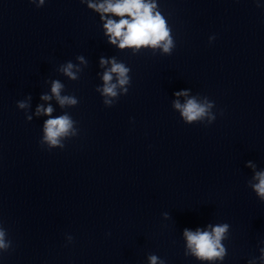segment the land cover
<instances>
[{"label": "clouds", "instance_id": "obj_1", "mask_svg": "<svg viewBox=\"0 0 264 264\" xmlns=\"http://www.w3.org/2000/svg\"><path fill=\"white\" fill-rule=\"evenodd\" d=\"M36 7H41L45 4V0H30ZM83 2V0H82ZM88 7L94 9L100 13V18L105 20L104 28L106 30L105 35L109 37L108 42L113 45H117L120 49L141 47L157 48L162 46L164 53H170L173 47V41L170 36L169 28L166 24L165 18L159 11H154L156 4L151 0H102V2L93 3L91 0L88 2ZM107 14H111L116 17H120L118 21L108 18ZM128 17V18H124ZM118 42V43H117ZM81 62H84L83 56H78ZM111 64V67L107 69L103 74L104 85L102 89H97L105 97L103 104L105 106H113V97H117V88L123 89L124 92H128L125 85L129 84L130 77L128 76L129 69L122 63H117L115 58L106 60L101 58L100 64ZM74 65L71 62L61 66L60 71L64 75L72 80L77 79L76 72L73 71ZM115 74L116 83H113V75ZM64 85L58 80L52 81L51 84V96L44 94L41 96L42 100H50L54 96L61 107L65 105H75L77 100L73 96H61V91ZM175 96H188L187 90H182L174 93ZM30 99V97H29ZM174 108L179 110L184 122L191 124L194 121L202 120L208 117V125L215 119V115L210 114L212 107L211 103H198L195 98H189L185 104H181L179 100L173 102ZM17 106L20 109L28 107L26 101H18ZM54 111L51 105L45 107L44 105H38L35 115L41 114L47 115L50 118L44 123V136L43 142L47 143L48 150L54 148H64V144L61 142L62 137L69 135H75L76 130L73 129L74 121L67 114L52 117L51 114ZM26 119L30 121L31 116H27ZM247 166L255 169V165L248 161ZM253 180L256 183H250V187L255 194L264 201V170L255 171ZM167 216V213L164 214ZM229 224L222 223L217 225H208V229L202 230L197 228L195 231L184 229L183 235L187 242L188 252L195 256L200 261H214L216 259H223L226 254L225 246L221 243L226 239V233L229 230ZM71 241L73 238L68 237ZM12 242L6 239V231L0 228V250L5 252L11 247ZM260 260L264 261V248L260 249ZM150 264H157L158 257L150 255L148 257ZM159 264H165L163 260L159 261ZM249 264H254V261H249Z\"/></svg>", "mask_w": 264, "mask_h": 264}]
</instances>
